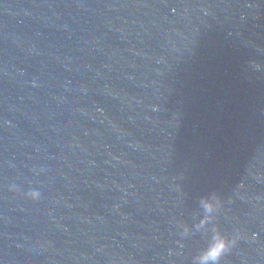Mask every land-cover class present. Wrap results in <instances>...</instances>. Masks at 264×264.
<instances>
[{
	"label": "water",
	"instance_id": "1",
	"mask_svg": "<svg viewBox=\"0 0 264 264\" xmlns=\"http://www.w3.org/2000/svg\"><path fill=\"white\" fill-rule=\"evenodd\" d=\"M257 176L264 0H0V260L264 264Z\"/></svg>",
	"mask_w": 264,
	"mask_h": 264
},
{
	"label": "clouds",
	"instance_id": "2",
	"mask_svg": "<svg viewBox=\"0 0 264 264\" xmlns=\"http://www.w3.org/2000/svg\"><path fill=\"white\" fill-rule=\"evenodd\" d=\"M78 7H83V5H77ZM30 53H35V49H29ZM32 86H37V81L35 79L32 80ZM82 91H87L86 87H82ZM81 112H87L86 109H79ZM96 111H102V109H96ZM94 163V162H93ZM258 180L264 179V177L257 176ZM102 187V185H98ZM44 187V184L41 183V188ZM243 187V185H241ZM8 191L10 192H19L18 187L15 184L8 186ZM40 195L39 191L29 190L24 193V198L31 201H36ZM264 197L257 196L256 199H262ZM202 206L205 211L204 217L200 220L198 227H202L207 225L211 220L215 217L213 213L219 208L220 202L218 197H213L212 199L205 198L202 200ZM180 228L182 231V235H187L190 232V227L186 224H180ZM242 239H248L251 241H256L258 239L256 233H251L250 235L245 234L241 229L237 228L235 232L229 237L224 235L219 231L218 226L213 225L212 228V241L208 248L204 249L199 253L197 257L194 259V264H220L221 258L228 252H231L234 248H236L239 242ZM51 243V242H49ZM43 247V245H41ZM97 252H102L103 247L97 248ZM0 264H6V261L0 260ZM30 264V262H28ZM120 264H127L121 258Z\"/></svg>",
	"mask_w": 264,
	"mask_h": 264
}]
</instances>
